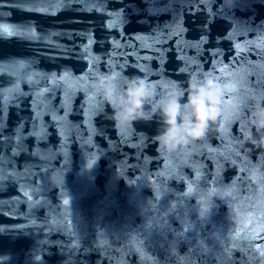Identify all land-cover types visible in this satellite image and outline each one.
Returning a JSON list of instances; mask_svg holds the SVG:
<instances>
[{"label":"water","instance_id":"obj_1","mask_svg":"<svg viewBox=\"0 0 264 264\" xmlns=\"http://www.w3.org/2000/svg\"><path fill=\"white\" fill-rule=\"evenodd\" d=\"M113 69L211 77L239 112L162 153L91 98ZM260 100L264 0H0L3 264H264Z\"/></svg>","mask_w":264,"mask_h":264},{"label":"clouds","instance_id":"obj_2","mask_svg":"<svg viewBox=\"0 0 264 264\" xmlns=\"http://www.w3.org/2000/svg\"><path fill=\"white\" fill-rule=\"evenodd\" d=\"M227 92V84L211 77H189L184 84L172 81L161 89L151 80L113 69L96 76L89 94L101 107L111 109L118 125L155 120L154 138L167 154L185 150L211 127L228 124L237 116L238 101ZM249 125L242 144L264 149V100L255 103Z\"/></svg>","mask_w":264,"mask_h":264},{"label":"snow or ice","instance_id":"obj_3","mask_svg":"<svg viewBox=\"0 0 264 264\" xmlns=\"http://www.w3.org/2000/svg\"><path fill=\"white\" fill-rule=\"evenodd\" d=\"M221 2H223V0H221ZM260 239L264 240V235H260ZM3 260H4L3 256H0V264H3Z\"/></svg>","mask_w":264,"mask_h":264}]
</instances>
